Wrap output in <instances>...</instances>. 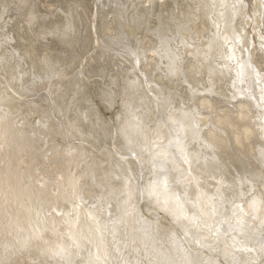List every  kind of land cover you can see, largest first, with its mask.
I'll list each match as a JSON object with an SVG mask.
<instances>
[{"label": "bare ground", "instance_id": "1", "mask_svg": "<svg viewBox=\"0 0 264 264\" xmlns=\"http://www.w3.org/2000/svg\"><path fill=\"white\" fill-rule=\"evenodd\" d=\"M50 1H60L53 16L43 13V8L37 9V0L0 1V72L4 76L0 79V264H121L125 244L135 241L145 246L146 264H157L156 226L149 224L150 218L142 221L136 217L135 205L140 201L164 212L172 229L187 234L188 239L207 242L225 258L232 255L247 264L255 261L263 253L257 226L264 223L261 196L264 172L257 179L262 184L255 185L259 191L254 190L247 206L221 211L224 223L218 224L212 218L216 211L212 202L216 196L210 198L214 185L205 180L202 171L207 166L208 173L220 174L216 179L222 178L221 174H230L234 182L241 185L247 182L253 190L248 169L255 162L254 141L262 143L264 153V75L254 62L255 48L251 47L245 27L249 22L256 27L264 22V0H254L256 15L250 20L244 0L91 3L95 4L97 18L98 36H93L97 50L83 67L96 72L93 66L99 65L100 59L115 56L118 78L108 80L118 84L124 107L129 104L125 99L141 85L139 77L147 80L145 87L152 101L146 104L152 107V112L148 110L150 116L157 115L164 105L174 123L171 137L168 130H158L156 141L161 144L155 147L149 146L150 128L144 125L145 111L140 103L134 104L129 114L124 109L116 116L120 126L113 131L92 105L78 107L76 98H71L84 89L76 71L79 66L81 74V66L75 61L82 59L79 44L85 40V1ZM9 9L15 13L11 19ZM203 24L204 29L197 36L188 34L191 28L196 31ZM256 37L263 47L264 39ZM48 38L52 40L46 44ZM196 44L203 46V53L216 56V64L208 65L213 72L209 71L207 76L195 75L191 49ZM71 49L76 50L75 56L69 54ZM183 49L188 53V63L183 67L187 81L181 95L169 98L183 75L178 67ZM197 55L200 57L201 53ZM121 57L131 64V68L125 66L131 71L120 72V65L128 63ZM201 70L203 67L197 68L199 73ZM69 80L71 90L61 85ZM41 87L47 93L38 96L35 102H28L30 112L15 115L16 108L25 103L23 99L37 95ZM99 95L108 107V97ZM81 103L85 105V101ZM176 103L188 105L175 110ZM257 103L261 104L259 123L263 124L255 130L251 124L252 106ZM196 111L212 112L207 116ZM30 114L36 115V123L32 125ZM82 127L87 128L84 131L87 138L78 143ZM54 136L63 141L62 147H54ZM113 141L116 151L89 147ZM201 142L208 144L206 153L201 155V160L206 161L203 168L195 160L199 156L195 150L200 152L197 145ZM248 148L254 154L245 155L243 149ZM90 150L97 155L96 160L88 159ZM123 150L134 158L125 157L120 153ZM89 160L104 162L101 163L105 171L97 170V179ZM51 161H55L56 167L52 170L54 174L47 177L43 174L48 173ZM177 163L192 172V183L195 181L196 186L176 194V188H181L177 183ZM128 164L144 165L156 179L149 178L145 185L137 186ZM105 178L110 181L101 184ZM242 187H237L235 197L243 195ZM114 193L117 202L108 209L106 203ZM187 194L194 201L192 210L186 207ZM120 228L126 236H121L124 242L119 252L115 240ZM246 246L252 247L250 252L239 251ZM173 249L176 261L166 263L162 259L163 264H192V258L178 245Z\"/></svg>", "mask_w": 264, "mask_h": 264}, {"label": "rangeland", "instance_id": "2", "mask_svg": "<svg viewBox=\"0 0 264 264\" xmlns=\"http://www.w3.org/2000/svg\"><path fill=\"white\" fill-rule=\"evenodd\" d=\"M37 1H38V3L36 4V8L37 9L43 8V9H45L42 11L43 13L46 12V14L49 13V15H52V16L57 13L58 8L60 6V1H59V3H56L58 1H50V0H37ZM39 1H41V2H39ZM64 1L65 0H63L62 2H64ZM69 1L70 0H66V3H69ZM84 1H85L84 2L85 11L84 12L86 15L84 17H85V21L87 20L85 28H84V33H83V35H85V40L83 41L84 44H83V42H81L79 44V48H81L79 52L82 56V59L80 61L79 60L75 61L76 64L81 66V70H80L81 74L79 73V69H80L79 66H76V71H78V78H79V80L82 81L84 89L81 92V94L83 93L82 96H81V94L80 95L76 94L75 96H71V98H73V97L76 98V101L78 103V107H85V106L92 105L91 106L92 109H95L98 111L100 116L110 125V127H113V131L114 130L117 131L119 126H120L117 123L118 120H117L116 116H118L120 113H122V111L124 109L126 110L127 114H129V111L133 108L134 104L137 105L140 103L141 107L145 111L144 125H147V127L150 128L149 129L150 130V139L148 141L149 146L153 145V147H155L156 146L155 144H161V142L156 141V136L159 133L158 130L159 129L160 130L165 129V131L168 130L167 134L169 137H171L170 133L172 132V129H173L172 125L174 123L169 119L170 111L167 110L164 105H161V111L157 115H155L153 118L150 116V112H152V107L150 105L146 106V104L152 103V101H150L151 95H149V93L147 92L146 87H145V80H146L145 78L139 77L141 85H137L135 91L133 93L129 94L130 97L125 99V102H127L129 104H128V107H124L122 105L124 99L122 100V98L119 94L118 84H115L111 79L108 80V77L115 78V79L118 78L116 75L118 73L116 72L117 66H115V64H117V63H116V57L115 56L110 54L105 59H100V64L97 66H93L94 70H96V72H93V70H90V69H85V67H83V66H85L86 61H88L91 56L96 55L95 53L97 50V45L93 42L94 41L93 36H98V34H96L97 33L96 32L97 18H96V13H94L95 9L93 10V8L95 7L94 6L95 4H91V3H94L95 0H84ZM244 1L246 3V8H247V17L250 20L251 18L254 17V15H256V13H255V1L254 0H244ZM41 3H42V5H41ZM44 3H46V4H44ZM56 4H58V5H56ZM38 6H40V7H38ZM41 9H40V11H41ZM7 14H8V17L11 19L12 15H14L15 13H14V11H12V9H9V13H7ZM5 17H6L5 20H7L8 19L7 15H5ZM8 20H7V22H8ZM9 23H12V20H10ZM262 24H264V22ZM262 24L260 25L261 27L259 26L260 27L259 28V27H256L255 24H252V22H249V24L245 27V29L247 31L249 38H250L249 42L251 44V47L255 48L254 53L256 54L255 55L256 57H255L254 62H256V65L259 67L260 70L259 69L258 70L261 73V75H264V46L262 47L261 45L258 44L259 39L256 37V36H261L262 39H264V27H262L263 26ZM91 27H92V29H91ZM87 28L89 30L91 29L90 33H89V30ZM203 29H204V24L200 25L196 31H194V27L191 28L190 31L188 32V34H190L191 36H197L196 33H201L203 31ZM23 31L27 35H29L28 33H30L26 29H23ZM93 32H95V33H93ZM90 35H91V37H90ZM180 36L183 37V33H180ZM51 40H52L51 38H48L46 40L47 41L46 44L51 42ZM194 40H196L195 37H194ZM175 42L178 43V40ZM184 46H185V44H184ZM251 47H250V49H251ZM184 50L185 49L182 50L181 56L179 57V63H178L179 64L178 67L180 68V71L183 75H182V77H179L178 84H175V86L172 88V93L169 96V98H172L173 95H175V94H176L175 98H177L178 93H179V95H181L182 90L184 89V83L187 81V77L184 75L183 67L186 63H188V53ZM202 50H203V46L200 44L194 45V49H191V52L194 55V57H193L194 62L196 63V71H195L196 77H200L203 75L207 76L209 74V71L213 72L211 69H209L210 67L208 65L216 64L215 63V61H216L215 54L212 55L209 53H203ZM76 53L77 52L75 49H71L69 51V54L70 55L72 54L73 56H75ZM197 53H201L200 57L197 55ZM121 59L123 61L128 62L127 60H125L122 57H121ZM125 66L131 68V64L128 62L126 65H124V67H122L120 65V68H121L120 72L121 71H131V70L127 69ZM202 67H203V70H201V72L199 73L197 71V68L202 69ZM133 72L135 73V71H133ZM74 75H77V72H75ZM154 75H157V72L155 70H154ZM1 77H2V73L0 72V79H4V76L2 78ZM146 77L148 79L150 78L149 75H146ZM121 78L124 79V75H122ZM70 82L71 81L69 80L65 83H62L61 85H62V87H66L69 90H71V88H70L71 83ZM0 86H2V85H0ZM54 86L55 85L53 84V87ZM201 86H203V84H201ZM197 88H201V87H197ZM111 90H113V92ZM37 91H38L37 95L35 94L29 98L23 99L25 103L20 104V108H16L15 115L25 113L28 111L30 112V104L28 102H35V101H37L38 96L47 93L46 90L42 89V87H41V89H38ZM197 91H200V89H197ZM44 92H46V93H44ZM99 94H103L104 96L108 97V99L110 100V105H108V107L103 102L104 99L100 98ZM159 100H162V99L159 98ZM81 101H85V105L83 103H81ZM190 102H189V105L191 106L193 104V102L192 101H190ZM259 102L261 103V101H259ZM103 103L106 105V109L104 108L105 105H103ZM260 103H257L259 105L256 104L257 106L255 105V107L252 106L254 118H253V122L251 124L255 130L260 129L259 128L260 125L263 124V122L259 123V122H261L260 121V115L262 113V108H261ZM187 105H186V103L185 104L176 103L175 104V110H178L179 108L185 107ZM196 112L197 113H205L208 116L211 114L212 111H196ZM214 113H215V111H213L212 114H214ZM71 114H72V112H71ZM71 114L68 113L67 116L69 117ZM64 115L66 116V114H63L61 116H64ZM30 116H31V119H29L30 120L29 122H30V125H32V124L36 123V119L34 118L36 115L32 116V114H30ZM37 116H39V114ZM198 124L202 125V123H198ZM208 124L203 123L202 126H206ZM85 130H87V128L82 127L81 135H77L78 137H80L79 140H76L78 143H80L84 138H87V134L84 132ZM73 132L76 133V131H73ZM114 141H113V143L112 142L107 143V144L104 143L102 145H91V144H89V147L91 150H97V151H104V150H107V148H109L110 151L111 150L116 151V148L113 146L115 144ZM57 142H58V144H57ZM72 142H73V140H72ZM244 143L246 145L248 143V141L246 140V141H244ZM53 144L54 145L56 144L54 146L55 148H60V147H62L61 144H64V143L61 139H59L58 137L56 138V136H54ZM261 144L262 143H260L259 141L253 142V145H254L253 148H254V153H255V162H253V163L251 162L253 167L251 164H249L250 167L248 169V171H249L248 173H250L251 177L253 178V180L251 178V180H252L251 183L254 185V186L252 185V187H253L252 191L249 189L250 185L247 184V182L242 183L243 185L237 184L238 182L237 181L234 182L235 178L232 177L230 174H221V175H223L222 178L216 179L215 176H220V174H218L216 172L214 174L208 173L207 172L208 171L207 166H205L206 161H202L203 159L201 156V155L206 153V151L208 149V144L201 142V143H199V145H197L200 148V152L195 150L196 154L199 155L197 158H195V160L197 163L200 164V166L202 168H203V166H205L203 171H202L204 174L205 180H208V182L210 184L214 185L213 190L211 191L210 198L212 199L213 195L216 196V198L212 199V202L215 203L214 211L215 210L216 211L212 215L213 216L212 218L218 224L224 223L223 222L224 216L222 214H220L221 211H226L229 207H235V206L237 207L240 205H241V207L245 208L247 206L249 200L251 199L252 194L255 193V191H256V193H258L257 191H259L258 190L259 187L255 186V185H256V183H258V185L262 184L261 181H258L259 180L258 178L261 177V176H259V174L262 175L264 172V163L262 161V159L264 158V153L261 152L262 151ZM118 146H119V144H118ZM91 150L88 151L90 153H89V156H87V157H88V159L93 158V160H96L97 155L94 156V153ZM243 152L245 153V155L246 154H254V153L249 152V148L243 149ZM120 153L126 155L125 157L134 158L133 154H131L129 152H125L124 150L121 151ZM47 155H49V153ZM258 155H260V156H258ZM260 157H262V159H260ZM90 161L91 160H89V162ZM51 162H53V163L51 164V167H49L47 169L48 173L43 174V175H46L47 177H50L54 174L52 170L54 169V167H56V164H54L55 161H51ZM89 162H88V164H89ZM101 162H103V161L99 160V161L90 162V164L93 166L92 167V173L96 179L98 176L97 170H99V172H102V173L105 171V167L103 164L104 162L103 163H101ZM209 162L212 163V165L215 164V162L212 159H209ZM193 163H195V162H192V164ZM128 165H130V168H131L130 172L133 176V179H135V184L137 186L142 187L143 185H145V183H147L149 178L156 179V175H154V177L150 176L149 171L147 170V168L144 167V165H142V166L140 165V167H135V166H132L131 164H128ZM177 165H178L177 170H176V171H178V182L177 183H179V186L181 188H179V189L176 188V190H177L176 194H177V192L184 193V191H187L190 188V186H193V188H195L196 182L194 181L195 184H193L194 182L192 183V181H193L192 172L189 173V172L185 171V168L180 163H177ZM211 167H213V166H211ZM109 181H110L109 178H105L101 184L105 185ZM218 184H220V187ZM87 185H89L88 182H87ZM241 186H243V187H242V189L240 188V191L243 193V195H241L240 197L239 196L235 197L237 195L236 192H237L238 188ZM115 187H116V185H115ZM245 189H247L248 192ZM225 191H227L226 196L224 195ZM115 194L116 193L111 195V198L109 197L110 201H108L106 203V206L108 207V209L112 208L113 203L117 202L116 200H114ZM246 194H247V196H246ZM186 196L189 197V199H187L188 206H186V207H188L190 209V206H192L194 204V201L190 198L189 194H187ZM261 196H262V199L264 201V194H262ZM222 198H224V199H222ZM240 199H242V200H240ZM241 201H242V204H240ZM158 210L159 209H157V208L149 206L144 201H140L135 205V213L137 214L136 217L140 218L142 221L150 218V220L148 219L147 221L154 222V223L149 222V224L156 226V228L154 230L155 231L154 243H155L156 252H157L156 255L158 257L157 264H163V260H166L165 261L166 263H168L169 261L171 262V260H173V262L176 261L175 257H174V253H173L174 252V249H173L174 245H178L181 248V250L184 251L185 254H187L190 258H192V264H247V263H243L242 261H240L241 259H239V258L235 259L234 256H232V255L230 256V258L223 257L220 250L218 251L217 248L215 249L212 246L210 247L209 245L206 244L207 242L206 243L199 242L196 238L188 239L187 234L184 235L180 231H176L175 229H172V223H171V220H169L170 218L168 219V217L164 214V212H162L161 210L160 211H158ZM190 210H192V209H190ZM183 215H185V213H183ZM151 218H153V220H151ZM254 224H256V223H254ZM255 226H257V225H255ZM257 229L259 230V233H260V243H261V246L263 247V250H262L263 253H260V255H258V257L255 258V261H253L250 264H264V223L258 225ZM156 235H159L158 239L156 238ZM121 236L124 237V236H126V234L120 228L117 231V236H116V240H115V248L117 250H119V252L121 250V244L124 242V240L121 239ZM251 249H252L251 246L250 247L246 246L244 248V250L240 249L239 251L248 253V252H250L248 250H251ZM122 254H124L125 257H124V260L121 259V264H146L147 263V261L145 262V259L147 257L146 251H145V246L137 243V241H135L134 243H129L128 245L125 244V247L123 249Z\"/></svg>", "mask_w": 264, "mask_h": 264}]
</instances>
